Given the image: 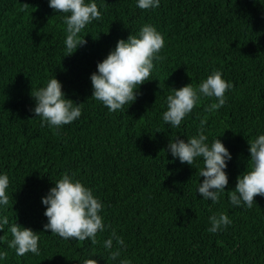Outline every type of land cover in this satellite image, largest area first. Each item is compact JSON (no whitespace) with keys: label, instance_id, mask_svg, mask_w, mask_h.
<instances>
[{"label":"trees","instance_id":"1","mask_svg":"<svg viewBox=\"0 0 264 264\" xmlns=\"http://www.w3.org/2000/svg\"><path fill=\"white\" fill-rule=\"evenodd\" d=\"M96 2H103L102 19L81 33L83 46L63 56L65 26L48 0H0V172L10 178V224L43 232L41 197L69 173L103 201L110 228L95 245L39 233L40 255L18 257L7 247L6 226L0 264H82L88 257L98 264H264V196L254 197L250 209L227 198L246 171L247 141L264 133V0H160L147 11L136 0ZM146 23L165 40L153 80L140 86L134 103L109 113L91 97L90 74L119 39ZM213 70L234 85L225 105L209 110L215 99L201 97L181 127L165 125L169 88L195 87ZM52 76L66 98L83 103L81 117L60 130L42 128L31 111V90ZM201 119L209 141L222 135L232 154L229 183L216 204L196 193L202 163L193 168L166 152L173 136L195 135ZM219 212L232 224L211 234L208 218ZM113 229L127 246L116 260L103 247Z\"/></svg>","mask_w":264,"mask_h":264},{"label":"clouds","instance_id":"2","mask_svg":"<svg viewBox=\"0 0 264 264\" xmlns=\"http://www.w3.org/2000/svg\"><path fill=\"white\" fill-rule=\"evenodd\" d=\"M53 12L62 16L65 38L63 40V56L74 54L86 41L81 33L93 22L100 21L103 15V2L98 6L96 0H48ZM160 0H136L140 10L159 8ZM165 46L163 35L152 24H144L138 34L129 35L127 39H119L107 56L97 62L96 70L90 74L92 98L107 108L109 113L118 112L135 102L140 86L151 79L154 61L160 59V52ZM231 81L226 80L219 70H213L197 86L192 83L180 88H169L166 96V110L161 113L162 122L171 129L181 127L192 113L201 97L214 98L209 110H219L226 103V93L233 89ZM34 107L31 109L35 117L40 118V126L62 129L77 121L82 115L81 104L66 98L62 83L52 76L42 87L31 90ZM205 119H201L195 135L187 140L177 135L169 139L166 152L173 160L194 168L199 167V182L196 193L204 201L216 204L226 192L229 183L228 163L232 154L217 136L209 141L206 134ZM249 159L246 171L236 178L234 190L227 191L228 202L236 208H252L254 197L264 196V133L249 139ZM250 162V163H249ZM10 178L0 172V231L8 226L12 239L7 247L14 249L15 255H40L39 233L49 232L63 240L97 243L98 234L110 228L102 214L103 201L94 194L92 188L76 179L74 174H63L41 197L45 207L43 215L47 222L43 224V232H36L18 223H11L6 214L10 203ZM210 226L207 231L217 234L232 224V220L224 212L214 213L208 218ZM115 241V250L114 248ZM103 247L109 252V258L116 260L121 250L127 246L125 240L113 229ZM6 258V252H0V261ZM103 258V257H101ZM82 264H98L97 259L84 258ZM120 264H131L128 259L120 260Z\"/></svg>","mask_w":264,"mask_h":264}]
</instances>
